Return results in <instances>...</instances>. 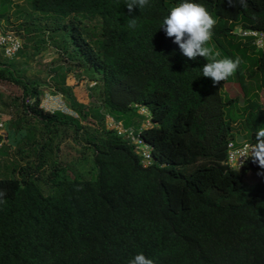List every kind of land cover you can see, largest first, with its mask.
I'll return each mask as SVG.
<instances>
[{"label":"trees","instance_id":"16d2710c","mask_svg":"<svg viewBox=\"0 0 264 264\" xmlns=\"http://www.w3.org/2000/svg\"><path fill=\"white\" fill-rule=\"evenodd\" d=\"M181 2L150 0L130 16L125 0H29L37 14L101 19L100 49L81 37L79 59L88 65L85 71L101 75L105 127L94 148L96 179L65 178L57 193L45 195L26 178L30 166L20 161L19 178H0L6 192L0 205V264H128L138 253L154 264H264V177L256 184L246 181L264 169L251 160L241 171L228 166L229 144L241 143L225 113L236 100L223 96L222 82L214 85L203 77L204 58L185 57L161 28L172 5ZM195 2L217 20L212 38L217 48L230 58L236 57L232 47L249 53L236 77L247 98L251 141L245 142L255 143L264 105L249 98V82L259 91L261 78L264 90V53L237 29L264 33V0H247V9L230 7L227 0ZM135 17L138 24L131 29L127 21ZM10 69L0 66V82L16 83L34 100L32 115L23 116H36L46 127L59 122L60 112L41 108L39 86L15 79ZM73 107L93 124L84 107ZM108 117L141 134L156 164L145 168L136 146L108 127ZM61 126L70 123L62 119ZM8 150L3 159H9ZM10 163L4 167H13Z\"/></svg>","mask_w":264,"mask_h":264},{"label":"rangeland","instance_id":"374dc122","mask_svg":"<svg viewBox=\"0 0 264 264\" xmlns=\"http://www.w3.org/2000/svg\"><path fill=\"white\" fill-rule=\"evenodd\" d=\"M100 21L99 17L85 14L69 17L41 15L31 10L29 0H0V27L17 33L24 42L21 55L19 54L12 61L3 59L1 66H10L14 78L23 83L37 84L43 101L47 95L61 96L62 102L70 110L68 115L60 113L59 122L55 120L48 125L46 123V127L36 116L35 119L28 117L29 114L23 116L22 113L26 112L24 101L28 96L21 87L14 82L7 84L0 82V114L18 118L13 125L12 122L7 121L9 122L7 131L11 134L12 146L4 144L3 148H0L2 149L0 150V166H3L0 178H19L21 163L30 166L25 172L26 178L40 188L45 195L57 193L60 181L65 178L79 177L85 180L97 178L98 173L93 170L94 148L101 143L98 132L99 128L105 127V121L102 118L106 113L102 107L100 92L102 78L92 69L84 70V67L88 65L79 59L84 55L79 40L84 37L99 50L100 40H102ZM209 46L220 53L218 59L230 57L225 51L217 48L213 40ZM62 47L65 48V52ZM232 52L241 58L242 63H246L249 53L245 56L233 47ZM246 66L249 70L250 65ZM249 83V98L264 105V90L260 89L261 78L258 81L259 91L255 88L254 81ZM63 88L70 94L64 92ZM221 88L225 98L236 100L225 110L226 117L235 123L236 140L251 141V134L244 118L247 98L237 80L236 73L222 82ZM4 97L13 98L4 100ZM74 103L86 109L92 118L90 122L92 121L93 124L79 118L81 111L74 110ZM62 119H67L70 127L61 126ZM139 119L142 120V118ZM16 148L20 149L27 159H20L16 154ZM7 149L12 150L9 152V159H3ZM10 161H14L15 164L6 169L4 164H11ZM12 168H17L18 172L14 174ZM4 173L6 175L2 176ZM261 180L260 176L252 174L246 176V181L250 184H256Z\"/></svg>","mask_w":264,"mask_h":264},{"label":"clouds","instance_id":"9594fccd","mask_svg":"<svg viewBox=\"0 0 264 264\" xmlns=\"http://www.w3.org/2000/svg\"><path fill=\"white\" fill-rule=\"evenodd\" d=\"M230 7L247 9V0H227ZM150 5V0H125L129 14L136 8L141 11ZM138 17L129 18L127 26L135 29ZM217 20L207 10L205 5L195 0H182L173 6L169 14L163 19V28L169 38H174V43L179 46L182 54L190 60L204 58L207 63L202 68L203 77L210 78L214 85L225 82L233 76L242 64L239 56L235 58L225 57L218 59L220 53L214 47L209 46L213 38V30ZM237 31H240L238 28ZM229 162L240 171L251 160L260 169H264V126L255 131V143L245 142L242 147L228 152ZM258 176L264 177V171L258 172ZM6 192L0 190V205L6 203ZM128 264H154V261L143 253L132 257Z\"/></svg>","mask_w":264,"mask_h":264},{"label":"built area","instance_id":"2783aa9c","mask_svg":"<svg viewBox=\"0 0 264 264\" xmlns=\"http://www.w3.org/2000/svg\"><path fill=\"white\" fill-rule=\"evenodd\" d=\"M240 29V28H239ZM237 34L242 38H253V44L264 53V33L250 31V30H242L237 31ZM24 49V42L22 38L15 32L5 30L0 27V58L5 61H12L16 59L19 53ZM1 66V65H0ZM34 100L30 97L26 98L24 104L26 106V112L29 115H32L31 108L33 106ZM41 108H44L49 113L60 112L64 115L70 114V110L66 105L62 102L61 96H51L47 95L45 100L43 101ZM139 111L141 114L145 116H150V112L145 107H139ZM109 118V117H108ZM110 123V124H109ZM108 127L111 129H115L120 136H125L128 140H130L135 146L136 149L142 159V164L145 168L151 167L156 164V159L153 156V149L151 145L144 141L141 137V134L137 133L134 129H127L124 127L122 123L116 122L114 119L109 118ZM151 125V120L148 119L146 121V126ZM5 129V123L0 122V130ZM245 142L234 143L231 142L228 146V152L230 150H235L239 147H242ZM249 143V142H247ZM228 166L231 169L237 170L232 163L227 161ZM243 168L240 169V171ZM238 171V170H237Z\"/></svg>","mask_w":264,"mask_h":264},{"label":"crops","instance_id":"0c3cea01","mask_svg":"<svg viewBox=\"0 0 264 264\" xmlns=\"http://www.w3.org/2000/svg\"><path fill=\"white\" fill-rule=\"evenodd\" d=\"M2 62H3V59L0 58V63H2ZM12 98L13 97H10V98L9 97H4V100H10ZM16 120H17V118H13V116H10V115H7V114L6 115L5 114H0V122H4L5 123V129L4 130H0V137H2V140L0 142V148H2L4 144H6V145L10 144L11 145V140H10L11 134L7 131L8 130V124H9V122H7V121H10V123L11 122L14 123Z\"/></svg>","mask_w":264,"mask_h":264}]
</instances>
